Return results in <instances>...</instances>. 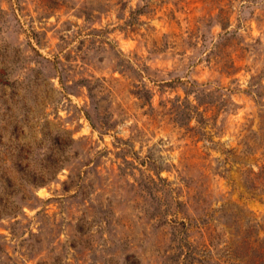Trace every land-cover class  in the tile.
I'll return each mask as SVG.
<instances>
[{
	"label": "rangeland",
	"instance_id": "1",
	"mask_svg": "<svg viewBox=\"0 0 264 264\" xmlns=\"http://www.w3.org/2000/svg\"><path fill=\"white\" fill-rule=\"evenodd\" d=\"M264 0H0V264H264Z\"/></svg>",
	"mask_w": 264,
	"mask_h": 264
},
{
	"label": "trees",
	"instance_id": "2",
	"mask_svg": "<svg viewBox=\"0 0 264 264\" xmlns=\"http://www.w3.org/2000/svg\"><path fill=\"white\" fill-rule=\"evenodd\" d=\"M262 182H263L262 186L264 187V181H262Z\"/></svg>",
	"mask_w": 264,
	"mask_h": 264
}]
</instances>
